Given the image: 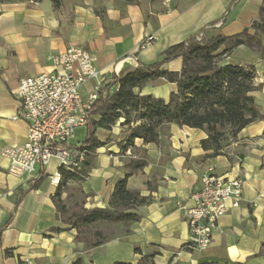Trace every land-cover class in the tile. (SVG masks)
I'll list each match as a JSON object with an SVG mask.
<instances>
[{
  "label": "crops",
  "instance_id": "0c3cea01",
  "mask_svg": "<svg viewBox=\"0 0 264 264\" xmlns=\"http://www.w3.org/2000/svg\"><path fill=\"white\" fill-rule=\"evenodd\" d=\"M55 1L0 4V264H19L23 258L35 264H264V58L257 49L239 46L219 58V65L252 67V96L262 118L234 138L226 133L217 156L201 146L205 131L176 125L160 127L155 144L137 139L122 151L129 128L140 123L134 115L129 125H121L120 118L109 131L96 130L97 139L108 142L85 156L90 170L82 182L83 208H107L116 183L130 171L127 189L146 199L134 206L137 222L94 224L90 234L100 235L97 246L78 240L77 231L56 211L57 186L50 183L55 160L31 177L17 178L8 174V161L1 156L4 147L27 140L26 123L14 119L19 83L52 72L50 56L69 47L88 50L96 58L100 83L107 85L204 32L229 37L250 30L261 9L264 16V0ZM147 36L154 41L140 49ZM182 65L177 58L162 69L179 72ZM95 83L80 88L84 100ZM175 90V84L158 79L134 92L166 102ZM140 159V169L127 167ZM208 172L240 177L243 186L239 207L219 220L210 246L201 251L186 247L190 235L180 207ZM53 227L62 231L49 232Z\"/></svg>",
  "mask_w": 264,
  "mask_h": 264
},
{
  "label": "trees",
  "instance_id": "16d2710c",
  "mask_svg": "<svg viewBox=\"0 0 264 264\" xmlns=\"http://www.w3.org/2000/svg\"><path fill=\"white\" fill-rule=\"evenodd\" d=\"M250 30L253 33H250ZM250 30L246 29L229 37L204 32L199 42L194 37L174 45L166 49L157 62L141 65L124 77L115 78L112 83L103 85L101 93L91 106L90 119L86 125V138L79 144L78 149L84 151L87 156L94 154L108 142L97 139L95 132L98 128L109 131L120 118L124 119L121 125H129L134 115L133 117L139 119L140 123L129 128L123 146L119 143L122 151L133 148L137 139L144 144H155L158 141L160 127L176 125L205 131L207 138L202 141L201 146L204 150H212V156H217L226 133L234 138L241 130L262 118L252 96L255 90L252 67L219 65V58L222 55L229 54L239 46L257 49L260 58H264V42L261 40V37H264L263 9L260 10L259 21L254 22ZM177 58L183 61L179 72L162 69L164 64ZM158 79L176 86V90L170 94L166 102L151 96L135 94V89ZM112 86L117 88L110 93L109 88ZM95 116L99 117L98 121L94 119ZM143 164V159H140L128 163L127 167L140 169ZM89 170L90 162L84 161L77 173L61 171L60 182L52 197L59 215V212L64 211L59 198L61 187L67 181L83 182ZM130 175L131 171L116 183L107 208L86 210L81 206L71 212L67 219H61L71 229L77 231L78 240L89 247L97 246L101 243L100 235L95 233L91 237L90 234L94 224L99 222L128 224L140 219V215L133 212L134 206L145 203L146 199L139 198L138 192L127 189V178ZM43 178L42 174L32 188H35ZM60 231L62 229L58 227L49 230ZM74 264H79V261Z\"/></svg>",
  "mask_w": 264,
  "mask_h": 264
},
{
  "label": "built area",
  "instance_id": "2783aa9c",
  "mask_svg": "<svg viewBox=\"0 0 264 264\" xmlns=\"http://www.w3.org/2000/svg\"><path fill=\"white\" fill-rule=\"evenodd\" d=\"M202 34L196 37L199 42ZM154 37L147 36L140 49L152 44ZM95 56L88 50L69 47L65 52L50 56L53 71L20 81L17 91L18 113L14 119L26 123L27 140L22 145L6 146L1 156L8 161V174L28 178L52 160L56 171L50 183L57 186L61 171L77 173L86 153L70 146L76 128L86 127L92 104L101 93L103 85L95 69ZM95 81L92 92L84 100L80 88ZM112 93V91L110 92ZM243 181L240 177L217 176L204 173L198 188L187 203L180 207L189 230V249L206 250L211 243L219 220L231 209L239 207ZM19 264H35L23 258Z\"/></svg>",
  "mask_w": 264,
  "mask_h": 264
},
{
  "label": "rangeland",
  "instance_id": "374dc122",
  "mask_svg": "<svg viewBox=\"0 0 264 264\" xmlns=\"http://www.w3.org/2000/svg\"><path fill=\"white\" fill-rule=\"evenodd\" d=\"M40 1L39 0H1L0 4L26 3L28 5H33ZM86 89H89V86H87ZM90 92H92V90H90L88 93ZM86 134H87L86 127L76 128L73 139L69 141L70 144L72 145L81 144L85 140ZM83 189L84 187L82 185V182H77L74 185V184H70V181H67L66 184L63 187H61L59 192V198L61 199V204L64 206V211L59 212L61 219L63 220L67 219V217L71 214V212L76 211L82 206L84 201L83 195L85 194V191Z\"/></svg>",
  "mask_w": 264,
  "mask_h": 264
}]
</instances>
